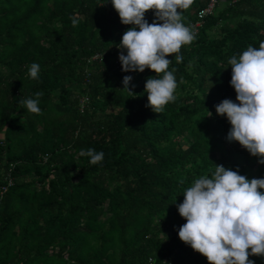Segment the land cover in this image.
<instances>
[{
  "label": "trees",
  "instance_id": "16d2710c",
  "mask_svg": "<svg viewBox=\"0 0 264 264\" xmlns=\"http://www.w3.org/2000/svg\"><path fill=\"white\" fill-rule=\"evenodd\" d=\"M209 1L182 10L195 39L182 61L166 54L176 99L156 113L144 91L155 71L121 70L116 45L131 25L111 0H0V185L14 181L0 200V264H211L178 237L176 203L215 164L264 177L214 107L236 98L228 57L264 40V0H217L195 31ZM35 92L40 113L21 103ZM89 147L103 160L80 154Z\"/></svg>",
  "mask_w": 264,
  "mask_h": 264
},
{
  "label": "clouds",
  "instance_id": "9594fccd",
  "mask_svg": "<svg viewBox=\"0 0 264 264\" xmlns=\"http://www.w3.org/2000/svg\"><path fill=\"white\" fill-rule=\"evenodd\" d=\"M192 3L193 0H111L121 23L131 25L116 45L122 49L118 52L121 70L155 71L156 75L147 77L144 91L147 106L156 113L176 99L175 69L169 70L171 60L166 54L174 53V59L182 61L181 46L195 39L194 32L182 20V10ZM147 10H153L151 23L145 18ZM71 23L77 25L79 17L72 16ZM227 64L231 65L229 84L236 98H224L214 105L216 113L225 116L231 125L225 139L239 142L257 158L258 164H264V40L258 47L248 44L239 54L229 56ZM40 67L35 61L31 63L30 78L39 77ZM122 85L121 89L132 93L133 76L124 75ZM41 95L35 92V98L26 97L21 103L29 112L40 113ZM208 113L211 115L209 110ZM80 154L88 155L92 164L104 158L103 151L91 147L86 152L82 149ZM182 194V202H172L185 218L177 229L178 237L207 261L255 264L250 255L264 257V177L240 174L238 165L233 169L215 164L210 174L195 178ZM148 259L152 264V257Z\"/></svg>",
  "mask_w": 264,
  "mask_h": 264
},
{
  "label": "built area",
  "instance_id": "2783aa9c",
  "mask_svg": "<svg viewBox=\"0 0 264 264\" xmlns=\"http://www.w3.org/2000/svg\"><path fill=\"white\" fill-rule=\"evenodd\" d=\"M217 5V0H210L207 4L206 7H204L203 9H201L198 12V18L199 21L196 22L195 24H193V27L195 28V31L197 30L196 28L199 27L203 21V19L208 16L211 15L215 9ZM44 160L46 161L47 158H44ZM14 184V181L11 177L6 178V180L4 181L3 184L0 185V200L6 195V193L8 192L9 188Z\"/></svg>",
  "mask_w": 264,
  "mask_h": 264
},
{
  "label": "rangeland",
  "instance_id": "374dc122",
  "mask_svg": "<svg viewBox=\"0 0 264 264\" xmlns=\"http://www.w3.org/2000/svg\"><path fill=\"white\" fill-rule=\"evenodd\" d=\"M1 137H2V135H1ZM233 146L236 147V148H241L242 147L239 143H235V144H233ZM242 148H244V147H242ZM246 152H248V151L246 150Z\"/></svg>",
  "mask_w": 264,
  "mask_h": 264
}]
</instances>
